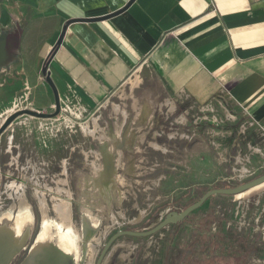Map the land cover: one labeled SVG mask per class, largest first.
<instances>
[{"label": "rangeland", "instance_id": "374dc122", "mask_svg": "<svg viewBox=\"0 0 264 264\" xmlns=\"http://www.w3.org/2000/svg\"><path fill=\"white\" fill-rule=\"evenodd\" d=\"M24 10L25 7L17 5H0V52L6 55L0 62V124L20 109L45 113L54 110L52 93L43 79L36 54V36L43 26L32 23L33 12L22 16ZM176 105L179 111L172 112L175 105L170 104L155 116L160 121L153 136L160 133L164 144L151 141L150 145L156 150L140 149L136 162L139 178L135 182H124L128 188L121 183L117 197L120 195L122 201L116 198V204L106 210L108 215L98 238L119 228L151 227L167 211L185 209L211 189L235 187L264 173V135L250 124L240 109L219 100H213L211 107L199 106L189 99ZM60 106V114L53 118L21 115L13 120L0 138V162L6 158L12 162L15 155L11 152L7 157L4 153V148L8 149V142L12 141L24 151L20 161L32 153L41 162L51 161L50 167L59 172L60 160L63 162L68 155V149L63 146L68 144L73 148L72 161L69 160L71 171L84 172L80 150H93L90 137L95 138L97 116L100 115L101 120L110 116V108L81 115L73 105L66 107L60 102ZM162 128H166L165 134L160 132ZM139 132L138 140L143 141L144 133ZM83 142L88 145L82 149ZM79 179L84 185L83 176ZM72 182L74 185L76 181ZM263 184L235 195H212L192 211L188 221L202 224L195 236L201 244V252L206 250L202 244L208 243L206 240L212 232V244L216 245L215 249L212 246V252L228 257L243 252L248 255V264H264ZM62 190L56 189L58 193ZM41 201L44 203L43 197ZM63 202H68L67 198L54 205ZM102 208L107 209V206ZM204 227L209 234L203 232ZM184 232L186 238L188 232L179 224L170 225L147 239L123 237L118 242L120 253L127 256L131 246L141 242L140 254L149 251L154 264H162L167 253L169 259L179 253ZM150 240L151 246L146 248Z\"/></svg>", "mask_w": 264, "mask_h": 264}, {"label": "crops", "instance_id": "0c3cea01", "mask_svg": "<svg viewBox=\"0 0 264 264\" xmlns=\"http://www.w3.org/2000/svg\"><path fill=\"white\" fill-rule=\"evenodd\" d=\"M129 2L0 5L25 7L21 15L33 12L32 23L43 26L36 36L37 61L41 68L47 64L66 107H109L115 118L137 111L141 102L152 117L180 100L203 107L219 100L240 109L264 135V0ZM5 57L0 52V62Z\"/></svg>", "mask_w": 264, "mask_h": 264}, {"label": "flooded vegetation", "instance_id": "af4514ba", "mask_svg": "<svg viewBox=\"0 0 264 264\" xmlns=\"http://www.w3.org/2000/svg\"><path fill=\"white\" fill-rule=\"evenodd\" d=\"M142 106L139 102L137 111L128 109L125 115H118L114 119L106 115L105 120H101V116H97L99 124L94 128L95 138L88 134L93 140L91 145L94 151L88 148L80 150L83 154L80 163L85 169L84 172L71 171V145L63 146L66 151L68 149V155L63 162L60 160L62 165H58L60 170L56 172L55 168L50 167L51 161L41 162L35 159L32 153L20 161L24 151L19 150L12 141L8 142L9 147L4 148V153L7 157L11 152L15 156L12 162L10 158L0 162V264H24L32 257V264H154L151 252L140 254L139 245L143 243L133 244L125 256L120 253L121 245L118 242L123 237L151 238L160 230L179 224L184 226L188 236L185 238L186 233H183L179 253L174 259H169L170 255L167 253L162 264L249 263L248 255L243 252L229 257L212 252V246L214 249L216 246L215 243L212 244V232L206 240L208 243L202 244L207 247L206 250L201 252V244L195 236L202 224L188 221L192 212L180 221L168 224L148 236L122 234L113 237L121 231H148L171 212L181 213L184 209L167 211L161 220L151 227L145 226L142 230L119 228L101 239L98 238L104 218L108 215L106 210L116 204V198L122 201L120 195L117 197L121 191V183L128 188L124 182H135V179L139 178L136 162L137 154L141 153L140 149L144 147L146 150H153L151 141L162 143L163 137L160 133L153 136L158 128L156 124L160 121L155 116L161 112L155 111L150 117L146 110H141ZM179 110L176 106L173 112ZM139 128L144 133L143 141L138 140ZM166 128H162L164 130L161 129L160 132L165 134ZM86 145L88 142H83L81 148L87 147ZM82 176L84 185L79 183ZM73 179L76 181L74 185ZM59 180L62 183H59ZM57 188L63 190L58 193ZM67 192L69 195H66ZM42 197L44 205L40 202ZM64 198H67L70 205V211L64 215L65 218L59 216L54 209V204ZM105 206L107 209L102 208ZM203 230L209 234L206 232L207 228L204 227ZM151 243L150 240L146 248H149Z\"/></svg>", "mask_w": 264, "mask_h": 264}, {"label": "water", "instance_id": "95a60500", "mask_svg": "<svg viewBox=\"0 0 264 264\" xmlns=\"http://www.w3.org/2000/svg\"><path fill=\"white\" fill-rule=\"evenodd\" d=\"M132 1H134V0H130L129 3H131ZM64 29H65V27H63V30L60 33L58 40L56 42V45L60 44V42L62 40L63 33H64ZM41 73L43 75L44 81L48 84V86L50 87V89L52 91L53 101H54V110L52 112H49V113L38 112V111L30 110V109H20V110L14 111L13 113L9 114L3 120V122L0 124V135L12 123L13 120H15L16 118H18L21 115H29V116L37 117V118H53V117H56L57 115L60 114L61 106H60L58 92H57L56 87L54 86V84L50 78L46 63L42 66ZM262 183H264V173L255 177L252 180H249L247 182L239 184L235 187L211 189V190L207 191L206 193H204L203 196L198 201H196L193 204L186 207L181 213L171 212L170 214H168L165 217V219L163 221H161L158 225H156L155 227H153L152 229H150L148 231H131V230L121 231V232H118L117 234H115L113 237H117V236L122 235V234L130 235V236H148V235L158 231L159 229L163 228L164 226H166L168 224H174V223L180 221L182 218L187 216L190 212H192L193 210L200 207L206 201V199H208L212 195H215V194L235 195V194H239V193H242L244 191H247V190L254 188L256 186H259ZM33 259H34V257L30 258L28 260V262H26L24 264H32Z\"/></svg>", "mask_w": 264, "mask_h": 264}, {"label": "bare ground", "instance_id": "6f19581e", "mask_svg": "<svg viewBox=\"0 0 264 264\" xmlns=\"http://www.w3.org/2000/svg\"><path fill=\"white\" fill-rule=\"evenodd\" d=\"M263 184V183H262ZM261 185V184H260ZM61 203V202H60ZM41 204L44 205L43 201H41ZM54 209L58 213L59 216L64 217V215L68 214L70 209H69V203L68 202H63L61 205H54ZM66 217V216H65ZM64 217V218H65ZM68 220V219H67ZM61 222V221H60ZM69 225V224H68Z\"/></svg>", "mask_w": 264, "mask_h": 264}, {"label": "built area", "instance_id": "2783aa9c", "mask_svg": "<svg viewBox=\"0 0 264 264\" xmlns=\"http://www.w3.org/2000/svg\"><path fill=\"white\" fill-rule=\"evenodd\" d=\"M185 100V99H184ZM183 100H180V102H182ZM166 109V108H165ZM76 112H78L79 114H83V113H86V112H83V111H81L80 109H74ZM175 110V109H174ZM212 111V110H211ZM173 112V111H172ZM170 113V112H169ZM171 114V113H170ZM264 227H262V229H263Z\"/></svg>", "mask_w": 264, "mask_h": 264}, {"label": "trees", "instance_id": "16d2710c", "mask_svg": "<svg viewBox=\"0 0 264 264\" xmlns=\"http://www.w3.org/2000/svg\"><path fill=\"white\" fill-rule=\"evenodd\" d=\"M55 48V47H54ZM53 51V50H52Z\"/></svg>", "mask_w": 264, "mask_h": 264}]
</instances>
